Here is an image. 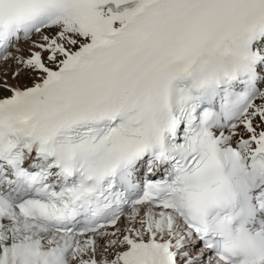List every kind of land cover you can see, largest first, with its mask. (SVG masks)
I'll return each instance as SVG.
<instances>
[{
    "label": "snow or ice",
    "instance_id": "1",
    "mask_svg": "<svg viewBox=\"0 0 264 264\" xmlns=\"http://www.w3.org/2000/svg\"><path fill=\"white\" fill-rule=\"evenodd\" d=\"M0 264H264V0H0Z\"/></svg>",
    "mask_w": 264,
    "mask_h": 264
},
{
    "label": "bare ground",
    "instance_id": "2",
    "mask_svg": "<svg viewBox=\"0 0 264 264\" xmlns=\"http://www.w3.org/2000/svg\"><path fill=\"white\" fill-rule=\"evenodd\" d=\"M26 47V46H25Z\"/></svg>",
    "mask_w": 264,
    "mask_h": 264
}]
</instances>
